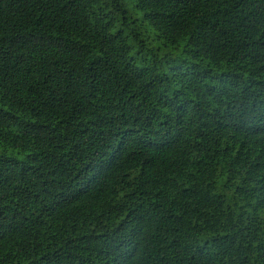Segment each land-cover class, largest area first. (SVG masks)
<instances>
[{
  "label": "trees",
  "instance_id": "obj_1",
  "mask_svg": "<svg viewBox=\"0 0 264 264\" xmlns=\"http://www.w3.org/2000/svg\"><path fill=\"white\" fill-rule=\"evenodd\" d=\"M0 264H264V0H0Z\"/></svg>",
  "mask_w": 264,
  "mask_h": 264
}]
</instances>
